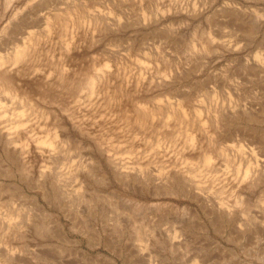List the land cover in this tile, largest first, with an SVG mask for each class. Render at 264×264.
I'll return each mask as SVG.
<instances>
[{
  "label": "rangeland",
  "instance_id": "374dc122",
  "mask_svg": "<svg viewBox=\"0 0 264 264\" xmlns=\"http://www.w3.org/2000/svg\"><path fill=\"white\" fill-rule=\"evenodd\" d=\"M0 1V75L34 102L0 88V264H264V0H44L83 13L67 33L31 5L11 31L22 1ZM179 174L232 220L165 189Z\"/></svg>",
  "mask_w": 264,
  "mask_h": 264
},
{
  "label": "bare ground",
  "instance_id": "6f19581e",
  "mask_svg": "<svg viewBox=\"0 0 264 264\" xmlns=\"http://www.w3.org/2000/svg\"><path fill=\"white\" fill-rule=\"evenodd\" d=\"M10 0H6L5 1V3L6 2H9ZM22 2H21V5H18L17 3H16V10L13 12V18H14V20L13 19H11V20H13V23H12V25H10L8 28L11 30V31H14L18 26H19V22L22 20V18L24 17H26V19H27V17L29 16V12L28 11H26L25 12V6L27 5V6H32L33 7V9H34V11H41V12H39V15H40V17H41V15H42V21H43V19L44 20H46L45 22L46 23H48L47 24V28H49V22H51V20L49 19V17H53L52 19H54L55 21H53V23H55V22H59V24H60V27H62V30H64L65 31V33H67L68 32V28L69 29H71L72 27H74V20L72 19V15L74 14H76L77 16L79 15V16H82L83 15V13H82V15H81V13H79V11H78V8H76V7H72V8H69V9H65L64 8V6H63V8L65 9L64 10V13H61V12H52V11H44V9L43 8H45V7H43V6H45L46 4H45V2L47 1H44V0H42V2H40L39 4H37V3H35L36 2V0H21ZM54 1V0H53ZM0 2H2V1H0ZM17 2V1H16ZM48 2H50V1H48ZM12 3V2H11ZM19 3V2H18ZM24 3V4H23ZM1 4V3H0ZM3 4V3H2ZM10 3H7V4H5L6 5V7H7V5H9ZM29 4V5H28ZM36 4V5H35ZM4 6V5H3ZM53 6V5H52ZM55 6V5H54ZM5 7V8H6ZM11 7V6H10ZM18 7H20L21 8V10H20V8H18ZM57 7H59V6H56V8ZM3 8V7H2ZM1 8V10L0 11H3V12H5L3 9ZM8 8H9V6H8ZM31 8V7H30ZM47 8H48V6H47ZM43 9V10H42ZM58 9V8H57ZM6 10H7V8H6ZM49 10V9H48ZM59 10V9H58ZM73 15V16H74ZM78 16V17H79ZM16 17H19V19L17 20V18ZM38 17V16H37ZM11 18V17H10ZM39 18V17H38ZM75 18V17H74ZM25 19V20H26ZM39 19H41V18H39ZM39 19H38V21H39ZM77 19V18H76ZM24 20V19H23ZM41 21V22H42ZM27 22V21H26ZM33 22V21H32ZM36 22V21H35ZM40 21H39V23H41ZM44 22V21H43ZM24 23V22H23ZM22 22H21V24H23ZM31 23V22H30ZM42 24V23H41ZM40 24V25H41ZM30 25H32L33 26V23L32 24H30ZM35 25V24H34ZM36 25H37V23H36ZM4 26V25H3ZM26 26H27V24H26ZM51 26H52V23H51ZM5 27V26H4ZM21 30V29H20ZM22 30H24V29H22ZM37 30V29H36ZM32 31V30H31ZM35 31V30H34ZM33 31V32H34ZM38 31H39V28H38ZM41 31V30H40ZM23 32V31H22ZM26 32V31H25ZM32 33V32H31ZM27 41V40H26ZM66 44H67V42H66ZM29 46H30V41L28 42V44L27 43H23L22 44V46H16L15 48H14V51L11 53V51H10V53H11V55H7V56H5L7 59H6V61L9 63V64H15L20 58H23L26 54H27V52H28V49H29ZM13 50V49H12ZM6 54V53H5ZM5 60L2 58V56H0V67H2V65H3V62H4ZM87 74V73H86ZM100 76H98V74L96 75V76H94V75H87V79L85 80L86 82H84V84L86 85V86H88L89 88H90V90H93V89H95L97 86H98V84H99V81H100V78H99ZM97 78V79H96ZM0 88H1V91L2 92H4V93H9V94H11V95H13V96H19L20 98H19V101H20V104L22 105V106H34V102H33V100H32V98L27 94V92L26 91H23V90H20V88H19V86H17L15 83H14V81H13V78H11V77H8V76H6V75H0ZM35 105H37V103H35ZM38 106V105H37ZM175 108V107H174ZM20 113L21 111H16V113ZM179 114L182 116V118H185V114L179 109ZM17 113V114H18ZM152 115H153V113L152 112H150V111H147L146 109H144V108H142V109H138L137 110V112H136V115H135V117H136V120L138 121V122H146V120L148 119V118H150V117H152ZM166 116H168L167 118H169V116L170 115H166ZM135 120V119H134ZM165 121V120H164ZM3 131H1V128H0V137L2 138V142H3V145H4V149H6L5 151L7 152V150H8V145L9 144H11V143H13V139H10L8 136H4V133H2ZM9 134V133H8ZM3 135V136H2ZM7 135V134H6ZM65 136V135H64ZM36 138H38V137H36ZM65 138H66V136H65ZM193 139H194V136H193V134H191V133H187V135H186V140L188 141V143H192V141H193ZM64 140H66V139H64ZM57 141H60V138H59V134H58V132L56 131V130H53V132H52V134L50 135V136H46V137H44V138H39V141L38 142H40V143H47L48 145H50V146H52L53 145V143H56ZM39 143V144H40ZM42 143V144H43ZM59 143H61V142H59ZM14 144V143H13ZM57 144V143H56ZM107 155V154H106ZM105 156V155H104ZM108 156V155H107ZM106 160V159H105ZM203 161V163L204 164H209V162H210V153L208 152V153H205L204 155H203V159H202ZM115 161V160H114ZM108 162H109V159H108ZM112 166H113V168L112 169H114V171L116 172V174H117V172L119 173V174H121V175H124L125 177H127V176H129V174L127 173V171H125L124 169H120V166H118L117 165V163H115V162H113L112 160H110V162H109ZM111 165H110V167H111ZM9 166V165H8ZM10 166H11V164H10ZM109 166V165H108ZM8 169V168H7ZM9 170H10V167H9ZM112 172V171H111ZM132 174V173H131ZM191 174V176H194L192 173H190ZM185 176V175H184ZM183 175L181 176V174H179L178 175V177H176L175 179L173 178L172 180H170L168 183H164V188L165 189H170V190H172V191H181L184 195H186V196H189L191 199H194V200H196V201H199L200 202V204H201V206H202V208H203V210H204V212L206 213V214H208V215H210V214H212L214 211H213V209L214 210H216V218H217V222H219V224L221 225V226H223V224H226V222H229V221H231L232 220V217H231V214H230V212H228V215L226 216V213H225V209L223 210L222 208L223 207H221V204H223V205H225V206H229V204H227V203H225L223 200H220V201H218V205H213L214 204V200L212 199L211 201H210V199H209V195H206V194H203L202 193V190L203 189H201L200 188V186H199V184H198V182L197 181H193V179L192 178H186V177H184ZM132 179H134V180H139L140 182L142 181V182H147L148 181V178H146L144 175L142 176V174L140 173V175H139V173H135V174H132ZM245 178V177H244ZM122 179V178H121ZM153 180V179H152ZM161 180V179H160ZM154 181V180H153ZM82 182V181H81ZM148 183V182H147ZM162 183V182H161ZM84 186H86V185H84ZM17 188H19L18 186H17ZM89 188V187H88ZM16 189V188H15ZM86 190H87V188H86ZM16 191V190H15ZM95 192V191H94ZM19 193V192H18ZM27 194V193H26ZM22 196L24 197V194L22 193ZM21 196V197H22ZM30 197V196H29ZM35 197V196H34ZM28 198V197H27ZM210 198H211V196H210ZM84 199H87V198H84ZM239 199H241V198H239ZM28 201H29V198H28ZM88 201V200H87ZM237 201V200H236ZM237 202H239V204L240 205H242V199L241 200H238ZM245 202V201H244ZM217 203V202H216ZM36 204V203H35ZM31 206H33V204L31 205ZM39 206H41V205H39ZM254 206V205H253ZM264 205L262 204V207H263ZM34 207V206H33ZM261 207V208H262ZM38 208H40V207H38ZM256 208L258 209V205L256 206ZM255 208V209H256ZM264 208V207H263ZM169 209H171V208H169ZM169 209H168V211H169ZM188 209H189V207H188ZM191 209V208H190ZM245 206H241V211L242 212H245ZM254 209V210H255ZM259 209H260V207H259ZM120 210V209H119ZM247 210H250V209H247ZM264 210V209H263ZM123 211V210H122ZM163 211V210H162ZM193 211H194V209H193ZM260 211H262L261 209H260ZM164 212V211H163ZM171 212H173V211H171ZM249 212V211H248ZM251 212V211H250ZM256 212V211H255ZM254 212V213H255ZM258 212V211H257ZM166 212H164V214H165ZM195 213H196V210H195ZM246 213V212H245ZM251 213H253V211L251 212ZM250 213V214H251ZM253 213V214H254ZM264 213V212H263ZM163 214V215H164ZM169 214V213H168ZM154 215H155V212H154ZM159 214H156V216H158ZM161 215H162V213H161ZM258 215V214H257ZM263 215V214H262ZM214 216V215H213ZM212 216V217H213ZM259 216V215H258ZM210 217H211V215H210ZM251 217L252 216H250V219H251ZM254 217V216H253ZM161 218H162V216H161ZM165 218H168V217H166L165 216ZM257 218V217H256ZM262 218H264V216L262 217L261 216V220H262ZM149 219V218H148ZM163 219V218H162ZM195 218H193V220H194ZM254 219H255V217H254ZM260 219V218H259ZM142 220V219H141ZM154 220V219H153ZM155 220H157V219H155ZM158 220H159V218H158ZM257 220V219H256ZM255 220V221H256ZM160 221V220H159ZM158 221V222H159ZM190 221H191V219H190ZM197 221H199V220H197ZM197 221H196V224H197ZM263 221V220H262ZM150 222V221H149ZM186 222V221H185ZM243 222V221H242ZM241 222V223H242ZM261 222V221H260ZM154 223H156V222H154ZM205 223V222H204ZM231 223V222H230ZM217 224V223H216ZM142 225V224H141ZM150 225H151V222H150ZM155 225V224H154ZM157 225V224H156ZM220 225H218V226H220ZM203 226V225H202ZM208 226V225H207ZM206 226V227H207ZM58 227V226H57ZM106 227V226H105ZM105 227H103L104 229H105ZM142 227V226H141ZM141 227H140V229H141ZM175 227H177V226H175ZM174 227V228H175ZM183 227V226H182ZM60 227H58V229H59ZM225 228V227H224ZM62 229V228H61ZM103 229V230H104ZM107 229V228H106ZM145 229H147V228H145ZM208 229V228H207ZM173 230V229H172ZM56 231H58V230H56ZM63 231V230H62ZM62 231H60V233L62 232ZM122 231V230H121ZM121 231H119V232H121ZM138 231V230H137ZM105 232V231H104ZM144 231H142V233H143ZM150 232V231H149ZM149 232H148V235H149ZM62 233H64V232H62ZM106 233H108V232H106ZM123 233V232H122ZM65 234V233H64ZM109 234V233H108ZM145 234V233H144ZM147 234V233H146ZM61 235V234H60ZM63 235V234H62ZM121 235V234H120ZM242 235V234H241ZM105 237H104V239H105V241H107L108 240V236H107V234H105L104 235ZM174 236V235H173ZM144 238H145V236H143ZM171 237V236H170ZM133 238V237H132ZM137 238H139L138 236H137ZM147 238V237H146ZM159 238V237H158ZM117 239V238H116ZM115 239V240H116ZM141 239V238H140ZM143 239V238H142ZM134 240V239H133ZM159 240V239H158ZM122 241V240H121ZM174 241V240H173ZM143 242H144V239H143ZM142 242V243H143ZM132 243V242H131ZM114 244V243H113ZM116 244V243H115ZM109 245V244H108ZM117 245H118V243H117ZM174 245V244H173ZM115 246V245H114ZM113 246V247H114ZM108 247V246H107ZM173 247V246H172ZM177 247V246H176ZM176 247H174V248H176ZM133 248V247H132ZM173 248V249H174ZM109 249H110V246H109ZM116 250H114L115 252H116V254H121L122 253V249L121 248H115ZM130 249V248H129ZM177 249V248H176ZM132 251V250H131ZM133 251H134V254H135V252H137V254H139L140 255V252H141V248L140 247H138V248H133ZM144 252V251H143ZM146 252V251H145ZM80 253V252H79ZM124 253H125V251H124ZM130 253V252H129ZM193 253V252H192ZM12 254V253H11ZM78 254V253H77ZM81 254V253H80ZM146 254H148V252L146 253ZM154 254V253H153ZM125 255V254H124ZM149 255V254H148ZM148 255H147V257H148ZM166 255V254H165ZM114 256V255H113ZM129 256V255H128ZM136 256V255H135ZM138 256V255H137ZM140 256H142V255H140ZM144 256V255H143ZM153 256V255H152ZM80 257V256H79ZM115 258V257H114ZM128 258V257H127ZM136 258H138V257H136ZM135 258V259H136ZM153 258V257H152ZM79 259V258H78ZM140 260V259H139ZM146 260V259H145ZM21 261V260H20ZM148 261V260H147ZM143 262V261H142ZM162 263H164V262H162ZM130 264V263H129ZM143 264H145V263H143Z\"/></svg>",
  "mask_w": 264,
  "mask_h": 264
}]
</instances>
